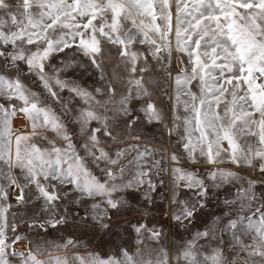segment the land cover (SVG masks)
Masks as SVG:
<instances>
[{
  "label": "snow or ice",
  "instance_id": "1",
  "mask_svg": "<svg viewBox=\"0 0 264 264\" xmlns=\"http://www.w3.org/2000/svg\"><path fill=\"white\" fill-rule=\"evenodd\" d=\"M0 264H264V0H0Z\"/></svg>",
  "mask_w": 264,
  "mask_h": 264
},
{
  "label": "rangeland",
  "instance_id": "2",
  "mask_svg": "<svg viewBox=\"0 0 264 264\" xmlns=\"http://www.w3.org/2000/svg\"><path fill=\"white\" fill-rule=\"evenodd\" d=\"M177 66L179 65V58L176 60ZM76 77L80 76L79 72L75 73ZM89 84H91V81H87ZM167 103V101H166ZM14 126L16 127H22L25 126V121L22 119L15 120ZM76 141H81V137L79 135H76L75 137ZM157 215H159V212H157ZM21 234L26 236L27 239L18 241L16 244V247L19 250H24L28 247L29 243L31 242L32 244L36 243H43L45 241L47 242H55L59 243L61 241V238L65 235V232L59 231V230H49L47 233H44L43 231H38V230H28V229H23L21 231ZM92 248H96L100 252H109L112 250L111 248V241L108 243H100L98 239H93L91 241V247L89 250ZM81 253H84V250L81 249Z\"/></svg>",
  "mask_w": 264,
  "mask_h": 264
}]
</instances>
